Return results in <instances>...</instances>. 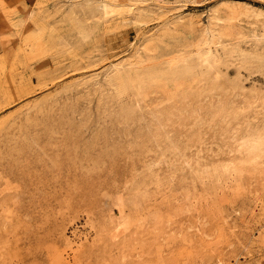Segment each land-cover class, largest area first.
<instances>
[{
  "label": "rangeland",
  "instance_id": "obj_1",
  "mask_svg": "<svg viewBox=\"0 0 264 264\" xmlns=\"http://www.w3.org/2000/svg\"><path fill=\"white\" fill-rule=\"evenodd\" d=\"M258 97L264 0H0V264H264Z\"/></svg>",
  "mask_w": 264,
  "mask_h": 264
},
{
  "label": "bare ground",
  "instance_id": "obj_2",
  "mask_svg": "<svg viewBox=\"0 0 264 264\" xmlns=\"http://www.w3.org/2000/svg\"><path fill=\"white\" fill-rule=\"evenodd\" d=\"M177 64V63H176ZM190 70V69H189ZM187 71V70H186ZM191 71V70H190ZM147 72V71H146ZM184 72V71H183ZM185 74H186V72H185ZM143 76V75H142ZM150 76V75H149ZM186 76V75H185ZM146 78V77H145ZM156 78V77H155ZM143 80V79H142ZM226 89V88H225ZM232 92V91H231ZM258 93V92H257ZM247 95V94H246ZM255 96H256V94H255ZM259 96V95H258ZM241 99V98H240ZM243 99V98H242ZM254 101L253 102H250V101H248V102H246V105H247V107H248V110H250L252 107H254V106H256V105H258V100H259V102H260V100H262V102H263V106H264V99H260L259 97L258 98H254L253 99ZM231 101V100H230ZM242 101V100H241ZM252 101V100H251ZM245 102V101H244ZM219 103V102H218ZM217 103V104H218ZM234 103H236V101L234 102ZM206 104V103H205ZM204 104V105H205ZM245 104V103H244ZM233 105V104H232ZM243 105V104H242ZM201 106V105H200ZM207 107H208V105H207ZM216 107V106H215ZM237 107V106H236ZM235 107V108H236ZM231 107H228V104H227V102L225 101V99H224V101L222 102V103H220V105L219 106H217V108H215L214 110H212V111H210L211 113H212V118L214 119V120H224V119H226L229 115H230V112H232V110L230 109ZM233 108V107H232ZM234 108V109H235ZM239 108V107H238ZM242 108V107H241ZM246 108V107H245ZM200 109V108H199ZM243 109V108H242ZM247 110V109H246ZM245 110V111H246ZM237 111V110H236ZM207 112V111H206ZM208 112H209V110H208ZM259 112V111H258ZM255 113H257L256 111H255ZM261 113V112H260ZM237 114H239V113H237ZM240 114H241V112H240ZM243 114V113H242ZM246 114V113H245ZM244 115V114H243ZM260 115V114H259ZM232 118V117H231ZM240 118V117H239ZM245 118V117H244ZM260 118V117H259ZM233 119V118H232ZM242 119V118H241ZM256 119V118H255ZM232 121V120H231ZM257 121V120H256ZM214 122V121H213ZM216 122V121H215ZM224 122V121H223ZM245 122V121H244ZM251 122V121H250ZM254 123V122H253ZM261 123V122H260ZM222 124V123H221ZM243 127V126H242ZM237 129V128H236ZM233 130V129H232ZM199 131V130H198ZM200 132V131H199ZM231 133H232V131H231ZM236 133H237V142H239V143H237L239 146H243L244 147V149L246 150V151H248L249 153H252V156H253V158H252V156L250 155V157L252 158V161H255V160H257V158L259 157V156H261L262 154H263V152H264V122L263 123H261V124H259L258 122H256L255 124H254V126H252V125H246L243 129H240V131L239 130H236ZM198 134V133H197ZM201 134V133H200ZM234 134V133H233ZM235 135V134H234ZM235 140V139H234ZM233 140V141H234ZM236 141V140H235ZM234 141V142H235ZM236 144V143H235ZM236 144V145H237ZM234 147H236V146H234ZM243 147L241 148V151L243 150ZM234 149H236V148H234ZM236 151V150H235ZM240 151V152H241ZM244 151V150H243ZM236 152H238V151H236ZM239 153V152H238ZM244 153V152H243ZM246 155L244 154V157H245ZM249 156V155H248ZM249 157V158H250ZM263 157V156H262ZM238 158V157H237ZM236 157H235V160L237 159ZM259 158H261V157H259ZM241 159H243V157L241 158ZM248 159V158H247ZM232 160V159H231ZM234 160V159H233ZM240 160V159H239ZM244 161L246 160V159H243ZM251 162V160H248V162ZM263 161V160H262ZM261 161V162H262ZM247 162V161H246ZM258 162L260 163V161L258 160ZM245 163V162H244ZM258 163V164H259ZM253 164H256V163H254L253 162ZM252 164V165H253ZM263 164V163H262ZM232 164H226L225 165V167H222V168H224L223 170L221 169V172H223V171H229L228 169H229V167H232L231 166ZM223 166H224V164H223ZM243 166H244V164H243ZM221 167V166H220ZM235 167V166H234ZM233 168V167H232ZM235 169V168H234ZM218 171H220L219 169H218Z\"/></svg>",
  "mask_w": 264,
  "mask_h": 264
}]
</instances>
